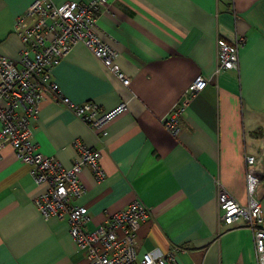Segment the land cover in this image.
<instances>
[{
	"label": "crops",
	"instance_id": "crops-1",
	"mask_svg": "<svg viewBox=\"0 0 264 264\" xmlns=\"http://www.w3.org/2000/svg\"><path fill=\"white\" fill-rule=\"evenodd\" d=\"M33 0H0V53L16 59L20 42L15 18ZM60 5L82 0H51ZM96 32L118 52L122 85L82 44L53 67L51 80L74 104L95 102L127 110L99 137L53 92L45 94L33 122L38 150L65 168L75 160L79 139L100 150L104 180L83 167L86 230L135 199L150 217L137 231L136 252L166 254L168 264H256L249 229L223 228L217 219L221 186L246 203L245 156L263 150L264 0H109L96 13ZM241 38L237 70L215 72L216 40ZM198 75L206 87L184 95ZM184 104L180 131L171 136L161 120ZM30 166L11 147L0 158V264H87L68 233V223L43 220L33 202L39 191ZM264 219V175L257 187Z\"/></svg>",
	"mask_w": 264,
	"mask_h": 264
},
{
	"label": "built area",
	"instance_id": "built-area-1",
	"mask_svg": "<svg viewBox=\"0 0 264 264\" xmlns=\"http://www.w3.org/2000/svg\"><path fill=\"white\" fill-rule=\"evenodd\" d=\"M232 2L233 0H225ZM109 0L68 1L60 5L51 0H33L14 20L13 33L19 39L16 59L0 53V158L1 150L9 146L15 158L30 166V174L39 191L33 198L40 217L64 220L68 233L87 264H168L175 262L176 250L166 254L136 252L137 231L150 217V209L138 198L115 212L92 230H86L89 220L86 206L78 203L85 187L79 172L88 167L93 178L100 182L105 172L99 165L100 150L74 140L76 157L65 168L54 156L38 150L34 140L33 122L47 92L56 98L99 137L106 126L127 110L120 102L110 110H102L95 102L74 104L51 80L53 67L77 43H82L93 57L122 85L129 86L130 78L116 63L118 52L96 32V13L108 6ZM243 40H216L215 72L237 70L239 47ZM207 80L196 76L186 87L184 95L202 91ZM184 104L175 106L161 120L164 129L173 137L180 131L179 117ZM263 150L245 156L246 203L241 204L221 186L217 187V219L221 227L235 224L250 230L254 242L256 264H264V219L257 187L264 175Z\"/></svg>",
	"mask_w": 264,
	"mask_h": 264
}]
</instances>
